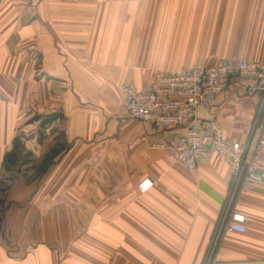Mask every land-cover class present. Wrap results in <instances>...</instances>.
Listing matches in <instances>:
<instances>
[{"label":"crops","instance_id":"obj_1","mask_svg":"<svg viewBox=\"0 0 264 264\" xmlns=\"http://www.w3.org/2000/svg\"><path fill=\"white\" fill-rule=\"evenodd\" d=\"M235 59L264 64V0H0V264H264V186L240 191L213 155L188 171L119 92ZM258 106L232 83L196 119L253 144Z\"/></svg>","mask_w":264,"mask_h":264},{"label":"built area","instance_id":"obj_2","mask_svg":"<svg viewBox=\"0 0 264 264\" xmlns=\"http://www.w3.org/2000/svg\"><path fill=\"white\" fill-rule=\"evenodd\" d=\"M236 84L247 95H259L258 112L253 121L256 141L253 144L227 142L216 122L199 124L198 108L209 109L214 99L230 84ZM127 116L171 132L156 149H168L172 159L188 171L208 163L213 155L227 164L232 180L241 177L240 191L254 185L264 186V64L243 59L224 60L214 66L196 65L155 76L147 91H136L129 84L119 87ZM53 122L48 130L53 129ZM183 130L182 134L173 131ZM152 181L137 186L146 192ZM227 232L245 233V218L233 213Z\"/></svg>","mask_w":264,"mask_h":264},{"label":"trees","instance_id":"obj_3","mask_svg":"<svg viewBox=\"0 0 264 264\" xmlns=\"http://www.w3.org/2000/svg\"><path fill=\"white\" fill-rule=\"evenodd\" d=\"M33 120H40L38 117H34ZM46 123H41V126L44 127ZM26 157L22 153V144L20 138H15L12 143V148L9 152L4 155L3 164H2V175L6 178V181L11 180L14 173H16L21 165L24 163ZM49 159H46V162ZM8 185L3 182L0 192H3L7 189Z\"/></svg>","mask_w":264,"mask_h":264},{"label":"water","instance_id":"obj_4","mask_svg":"<svg viewBox=\"0 0 264 264\" xmlns=\"http://www.w3.org/2000/svg\"><path fill=\"white\" fill-rule=\"evenodd\" d=\"M57 118V115L52 114V115H46L44 117H42V121L43 122H53L55 119Z\"/></svg>","mask_w":264,"mask_h":264},{"label":"bare ground","instance_id":"obj_5","mask_svg":"<svg viewBox=\"0 0 264 264\" xmlns=\"http://www.w3.org/2000/svg\"><path fill=\"white\" fill-rule=\"evenodd\" d=\"M179 131V130H178Z\"/></svg>","mask_w":264,"mask_h":264}]
</instances>
